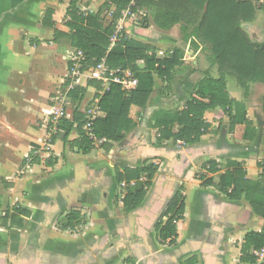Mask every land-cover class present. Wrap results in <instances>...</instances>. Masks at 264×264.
<instances>
[{
  "label": "crops",
  "instance_id": "0c3cea01",
  "mask_svg": "<svg viewBox=\"0 0 264 264\" xmlns=\"http://www.w3.org/2000/svg\"><path fill=\"white\" fill-rule=\"evenodd\" d=\"M69 2L0 0V264H239L244 235L260 230L263 219L244 200L228 198L215 184L228 160L241 163L247 178L259 175L258 163L264 162V115L261 105L251 103L252 84L246 95L236 84L227 91L245 103L247 118L257 130L253 140L233 139L222 107L204 113L211 128L199 142L178 146L159 140L151 126L153 114L181 108L208 63L199 56L202 44L196 40L194 48L192 39L183 42L178 25L161 29L152 20L145 27L140 19L126 22L128 36L151 44L158 56L182 47L183 64L174 71L169 87L156 79L145 108L131 107L133 124L121 141L82 153L70 145L78 139L76 129L66 140L57 130L49 157L41 152L33 155L46 137L47 112L57 98L62 99L64 117L70 119L74 112L84 115L98 91L93 84L97 80L83 75L72 88L84 87L82 97L68 96L71 80L66 72L75 49L64 36L69 31L64 24ZM102 2L78 0L77 7L83 12L101 9L105 18L107 9L113 13L114 7L101 8ZM47 8L53 9L54 28L41 24ZM65 59L66 67L61 68ZM211 74L217 76L214 69ZM210 160L221 169L213 175L214 184L203 187L195 172ZM147 163L157 166L151 184L141 203L125 212L116 168ZM180 190L185 211L176 223L177 236L173 243L160 241L155 226L165 219L168 202ZM13 207L29 212L22 227L10 224V218L1 219ZM71 209L81 218L74 227L64 226L63 216Z\"/></svg>",
  "mask_w": 264,
  "mask_h": 264
},
{
  "label": "trees",
  "instance_id": "16d2710c",
  "mask_svg": "<svg viewBox=\"0 0 264 264\" xmlns=\"http://www.w3.org/2000/svg\"><path fill=\"white\" fill-rule=\"evenodd\" d=\"M77 1L70 0L66 10L67 19L64 24L69 31L64 36L71 47L84 52L88 66H95L105 56L114 22L120 12L128 7L135 12L140 9L145 11L140 21L142 27L150 20L161 29L178 25L183 42L192 39L194 48L198 47L197 42L202 44L208 63L190 96L181 108L159 109L152 116L151 126L156 129L159 140H182L187 145L199 142L211 128V123L204 119V113L216 107L224 109L228 117V129L235 141H251L256 137L257 130L247 118L245 103L229 96L225 76H232L244 95L248 93L251 84H264V42L251 40L243 27L253 21L258 9L264 8V5L258 7L253 2L237 0H103L101 8L114 7L110 22L105 23L101 9L83 12L77 7ZM52 14L53 9L47 8L41 21L43 26L54 28ZM54 32L55 35L60 34L59 31ZM182 57V47L158 56L154 46L129 36L121 37L111 47L105 58L107 67L131 68L137 78V85L126 94L118 84L110 83L103 88L100 81H93L99 91L95 97L100 106L99 116L93 123V132L96 137L106 139L100 145L106 146L107 142L123 139L124 132L133 124L129 118L131 107L145 108L156 79L166 82L169 87L174 71L183 64ZM137 61H142L143 65L139 66ZM213 69L216 77L211 74ZM84 92V87H76L68 90V96L79 99ZM261 111L264 115V95L261 98ZM83 123L84 115L74 112L70 119L62 117L57 123V129L63 131L64 140L71 130L76 129L78 139L71 141L70 145L86 153L93 148V144L82 129ZM261 144L264 146V136ZM258 165L261 172L255 179H250L241 163L228 160L215 184L228 198L244 200L252 213L263 219L260 230H251L244 235L239 264H256L258 253L264 249V162ZM156 169L157 166L152 163L138 168H116L117 184L133 180L138 182L136 188L128 190L122 200L125 212L134 210L141 203ZM220 169L219 163L210 160L202 164L195 175L201 186L208 187L214 184L213 175ZM141 175L145 176L144 181L139 180ZM184 201L185 197L180 190L168 202L165 219L155 226L160 241H175L176 223L183 218L185 211ZM28 216L27 210L13 207L6 209L1 219L5 222L10 218V224L22 227ZM80 218V213L71 209L63 216V225L74 227ZM259 264H264V258Z\"/></svg>",
  "mask_w": 264,
  "mask_h": 264
},
{
  "label": "built area",
  "instance_id": "2783aa9c",
  "mask_svg": "<svg viewBox=\"0 0 264 264\" xmlns=\"http://www.w3.org/2000/svg\"><path fill=\"white\" fill-rule=\"evenodd\" d=\"M237 1H249L256 4L258 7L264 5V0H237ZM145 15V11L140 9L138 11H132L129 7L122 10L114 22V29L112 34L109 36V47L105 53V56L95 66H88L86 62V56L84 52L80 49H73L69 57V66L66 72V76L71 80L70 89H72L78 82L79 78L86 75L89 79H94L101 82V86L106 88L110 83L118 84L120 89L128 94L131 90L135 89L137 85V78L134 71L131 68H109L106 65V54L111 49V47L120 40L121 37L128 36L125 30L126 19L131 17L139 19ZM99 92V91H98ZM56 104L52 105L47 112V129L46 137L39 146L38 149H33V155L39 154L40 152L45 155V158L49 157V151L52 142V136L58 130L57 123L59 120L65 116V108L62 104V99L57 98ZM100 112V106L98 104V98L93 97L89 104L85 107L84 113V123L82 129L85 135L92 141L93 146H98L105 142L106 139L98 138L93 132V123L98 118ZM178 146H185V142L182 140H177ZM32 157L27 159L30 162ZM146 178L140 176L139 180L144 181ZM136 182V180L130 182H121L118 184L119 198L123 200L129 185ZM264 258V249L258 253L257 263L259 264Z\"/></svg>",
  "mask_w": 264,
  "mask_h": 264
},
{
  "label": "rangeland",
  "instance_id": "374dc122",
  "mask_svg": "<svg viewBox=\"0 0 264 264\" xmlns=\"http://www.w3.org/2000/svg\"><path fill=\"white\" fill-rule=\"evenodd\" d=\"M258 10L259 11L256 13L253 21L243 25V27H244L245 31L247 32V34H249V36L252 38L253 41L260 43V42H264V8H259ZM111 15H112V13L110 12V10L108 8L107 13L105 14L106 17L104 18L105 23L110 22ZM135 21H139V18L136 17L135 19H132L131 17H129L126 19V22H129V23H132ZM129 25H131V24H129ZM125 30L127 32L126 27H125ZM180 44L182 45V43H180ZM158 49L166 51L164 47H158ZM199 56H200V58H203V60H205L207 62V60L205 59V54L202 50H201V53L199 54ZM65 62H66V59L61 63V68H63L62 67L63 65L64 66L66 65ZM64 76H65V74H64ZM64 76L62 75V78H64ZM88 80L89 79H87V81ZM233 85L234 86L236 85L235 79L232 76L227 77V89L231 90V86H233ZM251 87H252L251 94H250L251 103L256 104L257 105L256 107L260 108L261 97L264 95V84L255 83V84H252ZM240 94L242 96V91L240 92Z\"/></svg>",
  "mask_w": 264,
  "mask_h": 264
}]
</instances>
